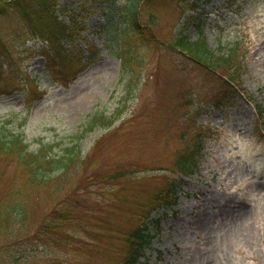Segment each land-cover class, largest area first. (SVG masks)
I'll return each instance as SVG.
<instances>
[{"label":"rangeland","instance_id":"rangeland-1","mask_svg":"<svg viewBox=\"0 0 264 264\" xmlns=\"http://www.w3.org/2000/svg\"><path fill=\"white\" fill-rule=\"evenodd\" d=\"M156 1L140 0L141 24L151 23V12L158 18L138 33L127 16L131 0H58L60 18H76L75 44L99 51L70 87L53 80L41 55L45 43L31 38L21 14L0 13V120L31 149L52 144L62 152L78 141L92 154L89 172L127 167L138 180L88 181L65 238L7 239L0 231V264H118L125 233L143 220L159 227L141 264H264V0H189L195 8L186 10L175 2L155 9ZM197 24L216 53L243 41L238 98L223 108L215 103L223 89L218 75L167 43L183 30L196 39ZM100 113L114 116L112 129L86 130ZM191 129H202L199 166L177 173L174 160ZM78 179L59 193L25 189L31 233ZM170 181L177 202L145 217L146 204ZM19 185L15 163L0 157V197Z\"/></svg>","mask_w":264,"mask_h":264},{"label":"trees","instance_id":"trees-1","mask_svg":"<svg viewBox=\"0 0 264 264\" xmlns=\"http://www.w3.org/2000/svg\"><path fill=\"white\" fill-rule=\"evenodd\" d=\"M57 1L0 0V13L14 9L21 14L31 28V38L40 39L45 43L41 55L46 58V68L51 73L53 80L60 85L69 87L76 80L79 73L99 57V51L90 47L87 49L79 48L75 44V38L79 37V32L76 29V18L73 17L70 24L61 19L60 14L56 12ZM156 2L157 6L163 5L164 2H175L180 4V8L183 10L195 6V2H189V0H158ZM129 3H127V7L129 6L127 16H129L131 26L136 27L138 33H144L145 28L154 29L158 18L156 14L151 12V23L141 24L139 20L140 0H131V5ZM197 28L198 36L196 39L189 34H185L183 30L174 32L172 39L167 42H170L172 46L184 52L185 55L200 62L205 68L218 75V79L223 86L221 92L216 95L218 96L216 103L220 106L221 97L225 98L223 93L230 94L233 98L237 95L236 86H238V81L241 80L244 66L242 61L244 54L243 41L237 40L227 50L221 46L216 53L210 47L202 25L197 24ZM87 50L89 53H85ZM130 63L131 61L126 59L125 67H128ZM40 92L34 93L40 95L42 94ZM114 121L115 119L112 116L101 113L95 114L88 121L86 130H93L100 125L110 131ZM106 134L105 132L96 141L95 149H97L98 143ZM195 140L194 142L185 141L183 150L176 154L174 165L178 171L190 173L198 166L202 140L198 137ZM0 157L12 160L15 163L19 174L24 178L25 184L24 186L12 187L8 194L0 197V231H3V237L7 239L12 237L19 239V236L24 238L30 235H41L49 241L57 240L60 237L65 238V230L69 229L76 218L77 203L79 201L77 199L79 197L78 193L86 186L88 181L93 179L102 183L120 179L121 181L124 180L122 185L125 183V185L131 184V186L138 182V180L132 178L133 172L127 167L104 170L103 172H97L95 169L94 172H89L92 154L89 152L82 153L78 141L65 146L62 152L55 153L52 144L49 146L41 144L38 149H31L29 143L25 140L24 134L16 130L7 119L0 120ZM75 176L79 179L69 191L68 199L63 197L58 199L55 202L56 205L51 208V212L43 218L41 225L31 233V230L25 227L24 224L28 216L25 189L31 192L44 186V188L47 187L55 193L63 192L65 185L69 183L71 177L75 178ZM176 187L174 181L168 186L162 187L151 198L150 203L146 204L148 212L146 211L144 216L148 218L151 210L160 206H172L176 201ZM114 191L110 190L109 197L112 196ZM122 200L125 201V199ZM150 221L143 220L125 233L124 241L126 244L118 264H141L140 258L144 253V248L154 237L151 229L159 227V220L149 227Z\"/></svg>","mask_w":264,"mask_h":264}]
</instances>
